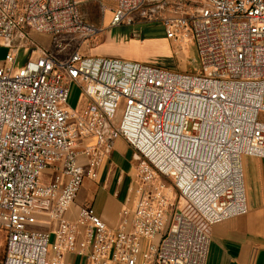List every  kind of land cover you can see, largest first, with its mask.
I'll return each instance as SVG.
<instances>
[{"label":"built area","instance_id":"built-area-1","mask_svg":"<svg viewBox=\"0 0 264 264\" xmlns=\"http://www.w3.org/2000/svg\"><path fill=\"white\" fill-rule=\"evenodd\" d=\"M154 21L195 43L200 73L81 50ZM34 33L60 52L78 42L60 56ZM0 44V264H206L213 225L249 210L244 157L264 158V0H0ZM23 49L37 55L20 64ZM121 137L136 152L118 224L88 202L73 214Z\"/></svg>","mask_w":264,"mask_h":264},{"label":"crops","instance_id":"crops-1","mask_svg":"<svg viewBox=\"0 0 264 264\" xmlns=\"http://www.w3.org/2000/svg\"><path fill=\"white\" fill-rule=\"evenodd\" d=\"M26 51L29 57L37 55ZM135 152L125 138H118L110 157L99 168L98 177L85 179L73 214L88 202L107 225L115 227L129 196ZM243 165L249 210L213 225L206 264H264V158L245 156ZM99 198L101 203L97 207ZM64 264H81V258L67 254Z\"/></svg>","mask_w":264,"mask_h":264},{"label":"rangeland","instance_id":"rangeland-1","mask_svg":"<svg viewBox=\"0 0 264 264\" xmlns=\"http://www.w3.org/2000/svg\"><path fill=\"white\" fill-rule=\"evenodd\" d=\"M82 10L89 11V18L101 23L103 15L99 11L97 3H89L83 5ZM110 14L107 13L104 18L105 25H108ZM137 29L140 37H134L132 32ZM41 42L44 46L53 47V50L63 56L70 53L76 46L78 41H69L64 52L57 51L55 41L44 34L34 33V38ZM4 44H0V61L3 60L6 52ZM85 54L92 56H102L110 58H120L123 60L140 61L154 64L160 67L188 73H200L201 62L197 46L194 42L182 39H169L166 36V28L161 22H145L135 25L121 24L109 26L101 32L92 43H86L81 49ZM29 58L26 49L22 50L20 64ZM88 98L84 89L77 82L72 83L68 104L81 110L87 103ZM264 119V114H261ZM169 185H173L170 179L166 180ZM102 193V192H101ZM101 198L98 199L96 205L100 206ZM196 219L199 217L194 214ZM42 228V227H37ZM44 229V228H42ZM54 241V235L51 237V245ZM5 234L0 230V260L5 254Z\"/></svg>","mask_w":264,"mask_h":264}]
</instances>
